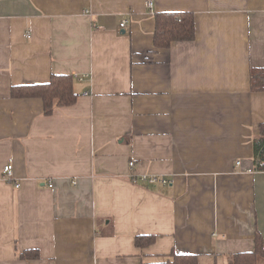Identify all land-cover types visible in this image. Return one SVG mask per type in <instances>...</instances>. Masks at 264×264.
I'll use <instances>...</instances> for the list:
<instances>
[{
	"label": "crops",
	"instance_id": "crops-1",
	"mask_svg": "<svg viewBox=\"0 0 264 264\" xmlns=\"http://www.w3.org/2000/svg\"><path fill=\"white\" fill-rule=\"evenodd\" d=\"M160 12L192 13L193 39L155 47ZM252 67L264 0H0V264H229L257 235L264 249ZM52 75L71 76L73 104L12 93Z\"/></svg>",
	"mask_w": 264,
	"mask_h": 264
},
{
	"label": "trees",
	"instance_id": "trees-1",
	"mask_svg": "<svg viewBox=\"0 0 264 264\" xmlns=\"http://www.w3.org/2000/svg\"><path fill=\"white\" fill-rule=\"evenodd\" d=\"M194 37V17L188 12H160L155 14L154 46L168 47L172 41L192 40ZM252 91H264V67H252L250 71ZM23 89V88H22ZM22 89L13 88L14 95L38 96L43 100L44 112L49 113L54 107L73 104L76 95L72 89V79L68 75H52L47 83L36 84ZM23 91V92H22ZM253 165L264 170V123L260 124L259 134L253 138ZM154 241L153 235H138L134 242L142 247ZM264 256L262 240L259 235L251 251L227 255L229 264H256L257 257ZM140 264H198L196 254H174L171 258L158 262Z\"/></svg>",
	"mask_w": 264,
	"mask_h": 264
},
{
	"label": "built area",
	"instance_id": "built-area-1",
	"mask_svg": "<svg viewBox=\"0 0 264 264\" xmlns=\"http://www.w3.org/2000/svg\"><path fill=\"white\" fill-rule=\"evenodd\" d=\"M147 6L149 8L152 7V2L148 1L147 2ZM126 21L123 20L120 23V27H124L125 26ZM240 162L237 161V164H239ZM129 166L132 167L133 166V162L130 161L129 162ZM2 173H3V178L6 181H10L14 178L13 175V165L11 161H8L4 164L3 168H2ZM129 178H130V182L132 184H138V183H147V184H162V185H167L171 183V180L164 176V175H155V174H148V173H141V174H136V173H130L129 174ZM20 184L19 183H15V186L18 187ZM51 185V184H49Z\"/></svg>",
	"mask_w": 264,
	"mask_h": 264
}]
</instances>
